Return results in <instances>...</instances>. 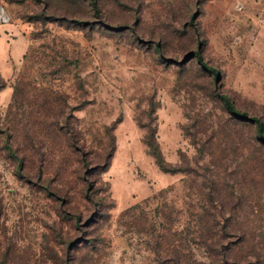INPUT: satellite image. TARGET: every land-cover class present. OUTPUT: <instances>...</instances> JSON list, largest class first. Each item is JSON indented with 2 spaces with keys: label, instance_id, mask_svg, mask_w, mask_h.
Segmentation results:
<instances>
[{
  "label": "rangeland",
  "instance_id": "1",
  "mask_svg": "<svg viewBox=\"0 0 264 264\" xmlns=\"http://www.w3.org/2000/svg\"><path fill=\"white\" fill-rule=\"evenodd\" d=\"M0 264H264V0H0Z\"/></svg>",
  "mask_w": 264,
  "mask_h": 264
},
{
  "label": "trees",
  "instance_id": "2",
  "mask_svg": "<svg viewBox=\"0 0 264 264\" xmlns=\"http://www.w3.org/2000/svg\"><path fill=\"white\" fill-rule=\"evenodd\" d=\"M197 60H198L199 64L202 67L206 68L209 71H214V69L212 67H209L207 65V63L202 59V57L200 55H197ZM220 97L223 100L226 109L232 115H234L237 118L243 119V120H250V121L254 122L258 126V130L260 132L263 130L262 122H261V120L258 117H256V116H248L246 112H241L238 109H236L234 107V105L230 102V100L227 97H225L223 95H221ZM146 143H147L148 147L150 149H152V154H153V156L155 158V161L158 164V166L164 171H169L163 164L164 162L162 160L160 152L158 151V147H157L156 143H154L151 140L150 141H146Z\"/></svg>",
  "mask_w": 264,
  "mask_h": 264
}]
</instances>
